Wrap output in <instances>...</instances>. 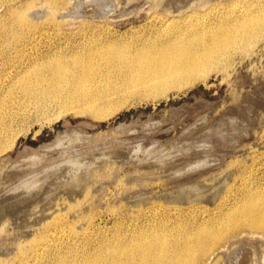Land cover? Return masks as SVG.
Returning <instances> with one entry per match:
<instances>
[{
	"label": "bare ground",
	"instance_id": "1",
	"mask_svg": "<svg viewBox=\"0 0 264 264\" xmlns=\"http://www.w3.org/2000/svg\"><path fill=\"white\" fill-rule=\"evenodd\" d=\"M70 1L72 2V0ZM85 1H87L88 5V0ZM116 1L117 0H115L114 2ZM181 1L182 2H180V4H184V1ZM221 1L219 4L200 10L198 6H194L193 4V7H191V2L188 3L189 6H186L185 4L183 6H174L169 3L171 2L169 0L168 3L170 5V8H168L169 5L166 6L167 3L165 7L158 6V8H155L153 13L148 17V20L143 26L146 29L144 30L146 33L135 37L128 43H122V45L120 46V43L118 41L107 38V36L110 34V31H107L106 34L101 36L96 34V30H98V28L101 26L103 28L106 27L105 25L94 24L92 26L93 29L91 30L92 33H89L82 30V28H86V21H84L79 23V31L72 33V37L64 34L63 23H57V19L61 18L62 20H65L68 18H77L72 14L74 12H71V9L74 8H72L66 1L51 2L50 0H45L44 3L35 4L34 0H0V64L7 63L6 67H0V153H2L5 149L10 148L13 144V141L18 136V134L14 131V129L16 128L15 126L34 117H37L34 121L45 118L46 114L51 111L49 110L50 107L54 104H58L59 110H61L65 107L62 101L70 104L74 101L80 102L84 100L88 102L85 108L86 111L90 112V114L95 118H102L106 116L107 109L113 107L112 105L106 106L101 104V98L107 95L105 88L115 87L118 82H120L121 85L125 88L147 89V92L143 96H159L165 94L168 91L180 90L183 87L192 86L199 81L205 80L208 76H210V73L212 72H226L227 69L231 67L235 56L248 55L258 44V42L264 40V0H249L248 2L244 0H231L227 4H223ZM73 3L75 4V2ZM107 6L111 7L110 4ZM88 12L92 11L90 10ZM83 17H85V15H83ZM38 19H46L48 21H45V23H39L36 21ZM256 90L258 89L256 88ZM261 93H259V97ZM244 95L246 94L244 93ZM253 96L255 97L256 95L254 94ZM248 98L249 97H247V100ZM253 101H258V103L260 102L258 99ZM253 101L251 103H253ZM242 102H240V104ZM262 102L263 101H261L260 103L262 104ZM246 103L247 102L245 101L244 104ZM256 106L254 105V107ZM259 106L261 107V105ZM245 107L248 110L250 109L246 105ZM262 108L263 107H261V109ZM251 110L252 109H250V111ZM254 110L257 109L254 108ZM259 110L260 109H258L257 112ZM262 112H264V110ZM248 113L250 114V112ZM39 116L43 117L39 118ZM248 116L249 115H247V117ZM251 116L253 118V115ZM252 118L249 120H255ZM240 121L242 122V120ZM229 123H231L232 126V122ZM249 125L247 127H249ZM227 128L228 127H220V125H218L214 129V131L210 130L211 132L206 136H202L200 140L209 143V145L211 144L210 146H212V144L215 145V143L218 142H215L213 138H215L216 140L220 139L219 141L222 142L223 145V141L227 139L226 133L229 131L227 130ZM64 137H66V135ZM68 137L69 136L66 137V140H68ZM57 140L58 139L56 138V142ZM62 140L60 141L62 142ZM185 142H187V140ZM229 143L231 142L229 141ZM180 144L177 143V145ZM53 145L54 144H52L51 147ZM173 145L171 144L172 147ZM168 146L169 147L167 148L170 149V145ZM54 147H56V145ZM190 147H192V145ZM45 149L43 150L45 151ZM230 149L233 148H228L227 150ZM249 149L251 150L252 148ZM38 150L39 149H37V151ZM155 150L157 151L158 149ZM165 150L167 151V149ZM207 150H209V148H207ZM207 150H205L204 153ZM210 150L208 152H210ZM213 150H215V147L213 148ZM227 150L225 151L227 152ZM239 151L243 152L244 150ZM247 151L243 153H246ZM200 152H202L203 155V151ZM213 152L216 153L217 151L215 150ZM222 152L220 153L222 154ZM194 153L196 152L194 151ZM210 153L211 155L213 154L212 152ZM104 154L105 153H103L102 155ZM146 154L148 156L145 155V158L152 157V155H150L152 153L149 154L148 152ZM200 154L199 152L196 153V155L198 156ZM206 154L208 155L209 153ZM218 154L216 156H218ZM108 155L110 156V154ZM192 155L190 157H192ZM196 155L194 154V156ZM40 156H42V154ZM117 156L120 157L121 155L118 154ZM154 156H156V154ZM183 156L180 155L179 157L181 158ZM225 156L223 155L222 157ZM114 157L116 158V155ZM219 157H221V155H219ZM41 158H39V161L41 160ZM73 158L76 157H72V159ZM187 158H189V156ZM67 159L68 158H66V160ZM90 159L89 161H91ZM210 159L212 160V158L210 157L209 159H207V161ZM34 161L39 162L38 159H35ZM34 161L31 162V164L30 162H27L30 165H33L32 163H34ZM43 161L42 163H44ZM195 162L199 161L195 160ZM183 163L188 164L185 162ZM218 163L220 164V162ZM24 164L26 163L24 162ZM59 164L60 163H58V165ZM100 164L101 163L99 162V166L101 167ZM162 164L165 163H161L160 165ZM256 164L257 161L253 157H250V155L249 157L245 158H235L230 161L228 160L227 163H225V166L223 165L224 168H222V174H228L227 181L231 179V185H228L229 187L225 190L227 182L224 183V186L223 184H221L223 187L216 191V196H218L224 190L225 192L219 198L220 200L215 203V205H213L211 209L206 208L205 206H201L200 208L196 209L193 207H189L184 210L183 207H179L176 205H174L175 207L173 208H163L162 206L155 205L153 196H141L137 201L133 200L131 201V203L133 205L136 204L137 206H144L147 204L146 207L138 211L132 208H128L127 210L130 211L131 214H129L130 212L128 211L122 213L120 211L112 210L111 214L112 216H114L112 225L110 228L103 231L98 224L94 223V219L97 213L96 210H94L92 206H90L92 211L87 214H85L84 212L85 205L87 203L91 204V198L94 197L93 195L97 194L91 193V196L90 192L87 189H83L82 192H71L69 190L71 193L67 190L68 192L65 191L66 193L64 197L63 194L60 197L54 196V200L51 202L53 203V207L49 209L50 211L47 212L45 216L43 215L44 219L42 218L43 220L39 225L37 223V227L35 226L36 228L32 226V229H28L29 231H27V235L24 234L25 236L29 237L27 238L28 242L26 244L20 245L13 240V242H15L17 245H9V248L14 246L13 248H11L13 249L12 251L9 250L11 253H0V264H209V261L211 260L210 262H212L213 258V260L216 261L219 256V252L223 248H226L228 246L231 249L228 251L235 252L239 255H241L240 252L243 248L246 249L249 247L251 248H249L250 252L252 249L259 252V248L264 245V180L260 182H253L251 179L252 176L245 177V174L250 169V167L252 171L254 165ZM36 165L38 166L39 164ZM53 165L57 164L55 163ZM109 165L107 166L109 167ZM167 165H165V168H169L171 166V168H173L174 164L170 166ZM18 166H15V172H17L16 169L18 168ZM149 166L154 167V165L151 164L147 165V167ZM208 166L209 165L207 164V167ZM8 167L9 166H7V168ZM156 168L159 171L161 169L160 166V169L158 167ZM156 168L153 169L150 174L155 171ZM26 169L27 168H25V170ZM107 169L106 171H103L104 174L103 172H96L95 174L93 173V176L95 175L96 178H101L100 176H104L105 172L107 173L108 171L112 170ZM193 169L194 168H192V170ZM18 170L19 172H21V174L23 173L20 168H18ZM34 170L35 169L31 171ZM86 171L88 174V170ZM182 171L184 170L181 169L180 172ZM34 172L36 173V170ZM147 172L149 171H146L145 175ZM161 172L164 175L165 172L162 170ZM254 172H256V170ZM13 173L10 172L9 175H14ZM174 173L176 174L178 173V171ZM188 173L190 174V172ZM79 174L80 173H78L77 176ZM139 174H141V172ZM142 174L144 175V173ZM184 174L185 173H183V176H181L182 178L184 177ZM217 174H219V172ZM110 175L111 173L109 174V176ZM190 175H192V173ZM83 176L82 177L84 179L85 177H87L85 174ZM173 176L178 177L175 175ZM18 177H20V173ZM24 177L26 176L24 175ZM64 177L65 176H62V178ZM106 177H108V175ZM170 177L172 178V176L169 175V178ZM219 178L220 176L218 177V179ZM50 179L53 180L52 178ZM84 179L82 181H84ZM233 179H235L236 181V183L234 184H232ZM13 180L18 179L16 178ZM13 180H10L11 183H9L10 181L8 182L9 186L12 184ZM64 180L65 179H63V181ZM204 180L203 183L205 182ZM146 181L148 182V180ZM210 181H213V179H211ZM87 182H89V184L92 183V181L90 180ZM51 183L48 182L47 184ZM61 183L60 186H64L61 185ZM146 183L144 185H146ZM215 183H217V181ZM53 184L57 187L54 182ZM67 184L69 185V187L71 186V182H67ZM67 184H65V186H67ZM137 184L139 185V183ZM79 185H81V183ZM60 186H58V190L59 188H68H62ZM87 186L89 187L88 184ZM87 186L85 188H87ZM180 186L182 187V185ZM197 186H199V184H197ZM51 187L52 186L49 185L48 187H46V189L49 188V191L50 189L53 190V187ZM138 188H141V186ZM131 189H134V187H132ZM141 189H144V187ZM198 189L197 187H192L188 189L185 194H182L183 192L181 191L182 193L165 199L166 201H168L167 204H183L187 201L192 200V194L194 192H197ZM0 190L2 189L0 188ZM145 190L146 189H144L143 191L145 192ZM37 191H39V189ZM49 191L46 193L49 194ZM212 192L213 191H209V194L207 192L208 196L206 197L210 198V193ZM49 196L48 198L50 199ZM204 197L205 195H203L201 199H203ZM44 198L40 199L45 200L46 198ZM45 201L47 202V200ZM124 203L125 202H123V205ZM1 207H3V205ZM35 207H37V205H35ZM47 207H45V209ZM21 212H23V210ZM44 212L45 211H42V213ZM34 213L36 212L34 211ZM191 213L192 215H190ZM6 214L8 213L6 212ZM13 214L14 213H12V215ZM21 214L23 215V213ZM36 214H38V212ZM36 214H34L35 217L39 216ZM132 214L136 215L138 219L133 218ZM14 215L16 217V214ZM124 215H126L127 217H131L134 220L126 222V220L123 219ZM188 215H190L189 217H193L195 215V217L190 223L187 222V224H184V221H182L180 218L183 216L186 217ZM8 216L11 217L10 214ZM30 216L32 217V214ZM33 217L30 218V221L31 219H34ZM8 218L9 217H7V220L6 218L4 219L8 221L10 219ZM17 218H14V220ZM37 218L39 219V217ZM14 220H12V223ZM2 221L4 220H1V222ZM9 223H11L10 220ZM5 224L6 223H0V227ZM16 224L18 223L16 222ZM6 227H8L7 224ZM1 231H4V228L3 230L1 228ZM22 231L26 232V230ZM22 231L17 232L21 233ZM10 233L14 234V232L12 233V231ZM31 233H33V236L31 235ZM20 237H22V235ZM248 251L246 254L250 253ZM254 252L252 253V255L258 254L257 252ZM241 253H243V255L245 254L244 252ZM10 255L12 256L11 258L9 257ZM255 257L258 258L259 256L256 255ZM252 260L254 261V256ZM253 261L251 263L249 262V264H254ZM229 264H232V262H230ZM255 264L257 263L255 262Z\"/></svg>",
	"mask_w": 264,
	"mask_h": 264
},
{
	"label": "rangeland",
	"instance_id": "2",
	"mask_svg": "<svg viewBox=\"0 0 264 264\" xmlns=\"http://www.w3.org/2000/svg\"><path fill=\"white\" fill-rule=\"evenodd\" d=\"M44 1L45 0H34V3L39 4V3H44ZM50 1L51 2L66 1L68 2V4H70L72 8H74V9H71V12H74L72 14L75 15L77 18H74V19L68 18L65 20H62L61 18L57 19V23H61V22L63 23V26H64L63 33L64 34L71 36L72 33L78 32L79 26H80L79 23L86 21V25H85L86 28H82L83 31L92 33L91 30L93 29L92 26L94 24L105 25L107 28L106 27L103 28L102 26L99 27L98 30H96V34L101 36V35L106 34L107 31H110V34L107 36V38L118 41L120 43L119 45L121 46L122 43L123 44L128 43L135 37H138L146 33L144 31L146 29L143 26L145 22L148 20V17L153 13L155 8H158V6L165 7L166 3H167L166 6H168L169 3H171L174 6L176 5L183 6L184 4L186 6L187 5L189 6L188 3L191 2L190 3L191 7H193V5L198 6L199 9L201 10L203 8H207V7L219 4L221 0H190V1L187 0L188 2L186 0H183L184 4H180V2H182L181 0L179 1L177 0L179 4L176 2V0H170L171 2L169 3H168L169 0H117L116 2H114L115 0H112L113 2L111 0H104L107 2H104L103 0H99L100 2L98 0H94V2L93 0H88V3H89L88 5H87V1L85 0H72V2L70 0H50ZM229 1L231 0H222L221 2L223 4H227ZM236 1H241V0H236ZM244 1L248 2L249 0H244ZM73 2H75V4ZM108 3L111 5V7L107 6L109 5ZM101 8L104 10H102ZM168 8H170V5L168 6ZM90 10L92 12H88ZM83 15H85V17H83ZM36 21L39 23L41 22L45 23V21H48V20L38 19ZM6 66H7V63L0 64V67H6ZM212 73H210V76H208L205 80L199 81L192 86L183 87L180 90L168 91L165 94L159 95V96H154V95L153 96L152 95L143 96L147 92V89L145 88H125L121 85L120 82H118V84L115 87L105 88L107 95L101 98V104L106 105V106L112 105L113 107L107 109L106 116L102 118H95L90 114V112L86 111L85 108L88 102L84 100L80 102L74 101L70 104H68L65 101H62L65 107L62 108L61 110H59L58 104L56 105L54 104L49 109L51 111H49V113L46 114V116L44 115L45 118L34 121L37 118V117H34V118H31L15 126L16 128L14 129V131L15 133L18 134V136L15 138L10 148L5 149L2 153H0V188L2 189L0 190V193H1L0 194L1 196L0 197L1 199L0 207L3 205V207L0 208V211H1L0 212V223L1 224L6 223L8 226L6 227V224H5L3 225L5 227L3 226L0 227V232H1L0 233V253L5 252V254L6 253L9 254L11 253L10 251L13 250L11 248H13L15 245L26 244L28 242L27 238H29L28 236H25L27 235L26 233H28L27 231L32 229L33 228L32 226L37 227V223L39 225L40 222L44 219L43 217L45 216V214H47V212L50 211L49 209L53 207V203L51 202L54 200V196L60 197L63 194V197H64L65 193L68 192L69 190L71 192L72 191L82 192L83 189H87L90 192V194L91 193L97 194V195H93L94 197L91 198L92 199L91 204L87 203L85 205L84 212L85 214H87L90 211H92L90 208V206H92V208L96 210L97 212L95 219H94V223L98 224L102 228V231H103V230H107L112 225V221L114 219V216H112L111 214L112 210L125 213L128 211L127 210L128 208H132L138 211L146 207L147 204L144 206L142 205L137 206L136 204L133 205L131 203V201L133 200L137 201L141 196L142 197L143 196H153L155 205L162 206L163 208H173L175 207L174 205H176L179 207H183L184 210H186L189 207H193L196 209V208H200L201 206H205L206 208L211 209L212 206L215 205V203H217L220 200L219 198L223 195L226 188H228L231 185L230 183L231 179L227 181L228 174L226 173L222 174V170H223L222 168H224L225 163H227L228 160L230 161L235 158H239V159L245 158V157H249L250 155V157H253L257 161V164L254 165L252 171L250 167V169L245 174V177L252 176L251 179L253 182L263 181L264 180V112L262 111L264 110L263 109L264 108L263 106V103H264V100H263L264 99V94H263L264 93V88H263L264 86V82H263L264 81V40H261L260 42H258V44L254 47V49L248 55L235 56L231 67L228 68L226 72L222 71V72H215V73L212 72ZM256 88L258 90H256ZM257 92L259 93L262 92L260 94V97H259V93ZM244 93L246 95H244ZM254 94L256 95L255 97L253 96ZM241 96H243L244 98ZM247 97L249 98L251 97L252 99L248 98L247 100ZM257 99L260 102L263 101L262 104L260 102L258 103V101H253ZM245 101L247 102L246 104H244ZM252 101L253 103H251ZM240 102L242 103L240 104ZM245 105L252 110L250 111V109L249 110L246 109ZM254 105L255 106L257 105L258 107L257 106L254 107ZM259 105L263 107L262 108L263 110L261 109ZM254 108H256L257 110L260 109L259 110L260 113L259 111L257 112V110H254ZM248 112H250V114ZM255 113L257 115L260 114L261 116L260 115L257 116ZM262 114H263V117H262ZM247 115L249 116L247 117ZM251 115H253V118ZM41 117L43 116H39V118ZM250 117L255 120H249L251 119ZM257 117H259L260 119ZM238 119L242 120V122ZM229 122H232V126H231V123ZM243 122L245 125L243 124ZM246 123L248 125L251 123L249 125L250 128L247 127L248 125ZM218 125H220V127H228L227 130H229L226 133L227 139L223 141V145H222V142L219 141L220 139L216 140L215 138H213L215 142L218 141L215 143V145L217 144L218 146L217 145L215 146L214 144L210 146L211 144L209 145V143H206L200 140L202 136H206L212 130L214 131V129ZM239 126H243V127H239ZM71 130L73 131V133ZM65 135L66 137L69 136L67 138L68 140H66V137H64ZM58 137L62 138L63 140ZM56 138L58 139L57 142H56ZM60 140H62V142ZM186 140L187 142H185ZM229 141L232 143V145L231 143H229ZM62 143H65V144H62ZM177 143L178 144L181 143V144L177 145ZM52 144H54L52 146L53 148L51 147ZM171 144L172 145L174 144L173 147L171 146ZM228 144H230L231 146ZM55 145L56 147H54ZM168 145H170L171 147L170 149L167 148L169 147ZM191 145L192 147H190ZM200 145H203V146H200ZM59 147L61 150L59 149ZM214 147H215V150L217 151L216 153L217 154L219 153L218 156H216L217 154L213 152L215 151L213 150ZM207 148H209V150L211 149L210 152L213 153L212 154L213 156L211 155L210 152H208L209 150H207ZM228 148H233V149L227 150ZM249 148H252V149L250 150ZM37 149L39 150L37 151ZM43 149H45V151ZM155 149H158V150L156 151ZM165 149H167V151ZM196 149L203 151V155H202V152H200L199 150L197 151ZM205 150L207 151L204 153ZM225 150H227V152ZM239 150H242V151L244 150L243 152L247 150L248 151L246 153H243ZM194 151L196 153L199 152V154L200 153L201 154L198 156L196 155V153H194ZM148 152L149 154L152 153L150 155H152L153 158L150 156H149L150 158L148 157L145 158V155L148 156L146 154ZM192 152L196 156H194ZM220 152H222L224 156L227 154L225 156L226 158L222 157L223 155ZM233 152H236V153H233ZM103 153L105 154L102 155ZM186 153H189V154H186ZM206 153H209V154L207 155ZM41 154L42 156H40ZM108 154H110V156ZM118 154H120L121 156L118 157L117 156ZM155 154L156 156H154ZM23 155L25 156V158ZM115 155H116V158L114 157ZM178 155L179 156L184 155V156L180 158ZM191 155L192 157H190ZM219 155H221V157H219ZM79 156H82V157H79ZM96 156L99 157L100 159L97 158ZM173 156H177V157H173ZM188 156L189 158H187ZM41 157L43 158V160L45 159L46 160L43 161ZM72 157H76V158L72 159ZM210 157L212 158V160L210 159L208 160L209 161L208 162L207 159H209ZM39 158H41V160L45 164L42 163L41 160L39 161ZM60 158L62 159V161ZM66 158L68 159L66 160ZM21 159H22V162H21ZM35 159L36 160L38 159V161L41 164L37 161H34ZM89 159L92 162L89 161ZM195 160L199 162H195ZM23 161L26 164H24ZM27 161L30 162V164L33 161L34 163H32L33 165H30ZM50 161H53V162H50ZM57 162L60 164L58 165ZM99 162L101 163L100 164L101 167L99 166ZM183 162L188 163V164H184ZM218 162H220V164ZM55 163L58 165V167L57 165H53ZM161 163H165V164H162L163 165L162 166L160 165ZM166 163L167 164L171 163V164H168L169 166L174 164L173 168H171L172 166L169 168L168 167L165 168L166 167L165 165H167ZM177 163L178 164L181 163V164L178 165ZM216 163H218L219 165ZM36 164H39L41 166L38 165L39 166L38 167ZM106 164L107 165L110 164L109 167ZM150 164L154 165L155 168L156 167L159 168L160 166L161 168V169L159 168L160 171L156 168L157 171L155 170L156 172L153 171L150 174V172L153 169H155L154 167H151V166H149L150 168L147 167V165H150ZM207 164L209 165L208 167H207ZM7 166L9 167L7 168ZM15 166L16 167L18 166V168H20V170H22L24 174L23 173L21 174L18 168L16 169L17 172H15L14 171ZM24 166L25 168H27L26 170ZM27 166L28 167L30 166V167L28 168ZM141 166H144L145 168ZM91 167H95V168H91ZM105 168L112 169V170L108 171L107 172L108 174L105 172L104 176H100L101 178H96L95 175L93 176V173L95 174L96 172L101 173L103 171H106ZM192 168L194 169L192 170ZM33 169L36 170V173L34 172L35 170L31 171ZM71 169H75V170H71ZM84 169L88 170V174H87V171ZM181 169L184 171L180 172ZM161 170L167 174L164 173L163 175ZM255 170L256 172H254ZM62 171L63 172L65 171V172L63 173ZM146 171H149L147 172L149 174L146 173L145 175ZM177 171L178 173L175 174L174 172H177ZM10 172L11 173L14 172L13 173L14 175L11 174L10 176L9 175ZM18 172L20 173V177H18L19 176ZM47 172H48V176H47ZM140 172L141 174H139ZM188 172H190V174L192 173V175H190ZM218 172L219 174H217ZM78 173L80 174L77 176ZM110 173L111 175L109 176ZM142 173H144V175ZM171 173H174V174H171ZM183 173L185 174H184V177L182 178L181 176H183ZM84 174L87 176L85 177V179L83 178ZM106 174L108 175V177H106L107 176ZM168 174L172 176V178L171 177L169 178ZM24 175L26 177H24ZM173 175L178 176V177H174ZM62 176H65V177L62 178ZM217 176L218 177L220 176V178L218 179ZM7 177L10 180H13L16 178L18 180H13L12 184L9 186V183H11V181ZM157 177L159 179L160 178H163V179H160L159 181ZM214 177L217 180H215ZM50 178H52L53 180H51ZM76 178L78 181L76 180ZM81 178H83L84 181H82L83 179ZM203 178L206 180H204ZM63 179L65 180L63 181ZM211 179H213V181H210ZM61 180H62V183H61ZM89 180L92 181V183L90 182L91 184L87 182ZM146 180H148V182ZM203 180L205 181L204 183H203ZM14 181H17V182H14ZM41 181L43 184L41 183ZM46 181L47 183L48 182L50 183L52 182V183L47 184ZM144 181L145 183L147 182L146 185H144L145 184ZM216 181L217 183H215ZM53 182L55 183V185H57V187L54 186ZM67 182L68 183L71 182L70 185L72 187L71 186L69 187ZM79 182L81 183V185H79L80 184ZM60 183L61 185H64V186H60ZM137 183H139L141 188L144 187V189H146L145 192L143 191L144 189L138 188L140 186ZM183 183L186 185H184ZM224 183L227 184L225 186V190L221 192L218 196H216V191L218 189H221L225 185ZM234 183H236L235 179H233L232 181V184ZM65 184H67V186H65ZM87 184L89 185V187L87 186ZM197 184H199V186H197ZM221 184H223V186ZM49 185L53 187V190L50 189L49 191L48 190L49 188L46 189V187H48ZM180 185H182V187ZM58 186L62 188L64 187H68V188L66 189L64 188L65 190L59 188L58 190ZM86 186L87 188H85ZM132 187H134V189H131ZM192 187H197V189L200 187L197 190V192L193 193L194 195L192 194L191 196L192 200L187 201L186 203H183V204L182 203H176V204L168 203L167 204L168 201H166L165 198H170L171 196L178 195L182 192H183L182 194H185L186 191H188V189ZM37 188L39 189L40 192L37 191L38 190ZM164 190H167V191H164ZM48 191H49V194L46 193ZM54 191H57V192H54ZM209 191H213L212 193H210L211 194L210 198L206 197L208 196L207 192L209 194ZM29 192H30V195H29ZM53 192L56 194L58 192L59 193L56 195ZM203 195H205V197L201 199ZM2 196L3 197L5 196V197L3 198ZM48 196L50 197V199L48 198ZM40 198H44L45 200H47V202L43 199L41 200ZM39 200L41 201V204ZM123 202H125L124 205H123ZM4 203L5 204L7 203V204L5 205ZM38 204L40 207L38 206ZM35 205H37V207H35ZM45 207L47 208L45 209ZM37 208L39 211L37 210ZM21 209L23 210V212H21L22 211ZM34 211L36 213L38 212V214L34 213ZM42 211H45V212L42 213ZM6 212L8 214H6ZM12 213L16 214V217L14 214L12 215ZM21 213H23V215ZM9 214L11 215L12 218L13 217L14 218L19 217V218L14 220V218L12 219L10 216H8ZM28 214L30 215L32 214V217L34 216L33 217L34 221L32 219L30 221V218L32 217ZM34 214L39 215V216L35 217ZM129 214H131V212ZM190 215H192V213ZM190 215L186 217L183 216L180 218L182 221H184V224H187V222L190 223L194 219L195 215L193 217H189ZM21 216L24 218H22ZM7 217L10 218L8 219L11 221V223H9V220L6 221ZM37 217H39V219ZM132 217L135 219H138L136 215H133ZM4 218H6V220ZM123 219H125L126 222H130L134 220L131 217H127L126 215L123 216ZM1 220H4L2 221L3 223L1 222ZM12 220H14L13 223H12ZM16 220H19V221H16ZM16 222L18 224H16ZM1 228L2 230L4 228V231H1ZM22 230H26V232L25 231L23 232ZM11 231L12 233L14 232V234H11L10 233ZM17 231H22V232L18 233ZM32 234L33 233H31V235ZM21 235L22 237H20ZM13 240L16 241L17 244L13 242ZM11 244H14V246L9 248V245L12 246ZM249 248H246L247 250L243 248L241 252H244L245 254L243 255V253L240 252L241 255H239L235 252L228 251V250H231L230 247L228 246L226 248H223L219 252L218 254L219 256L216 261L213 260L214 259L213 258L212 262H210L211 260L209 261V264L210 263L211 264H221V263L229 264L230 262H232V264H249V262L251 263L253 261L252 260L253 256H254V261H253L254 264L255 262L257 264H264V245H262L261 248H259L260 253L252 249L258 253L255 255L254 254L252 255L254 251L251 250L250 252L251 248L250 249ZM247 251L250 253L246 254ZM256 255H258L259 257L256 258L255 257ZM249 256H252V257H249ZM9 257L11 258L12 256L10 255Z\"/></svg>",
	"mask_w": 264,
	"mask_h": 264
}]
</instances>
